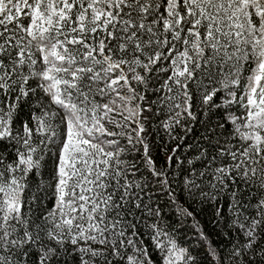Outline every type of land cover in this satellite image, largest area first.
<instances>
[{
	"label": "snow or ice",
	"instance_id": "6c2138e0",
	"mask_svg": "<svg viewBox=\"0 0 264 264\" xmlns=\"http://www.w3.org/2000/svg\"><path fill=\"white\" fill-rule=\"evenodd\" d=\"M0 264H264V0H0Z\"/></svg>",
	"mask_w": 264,
	"mask_h": 264
}]
</instances>
